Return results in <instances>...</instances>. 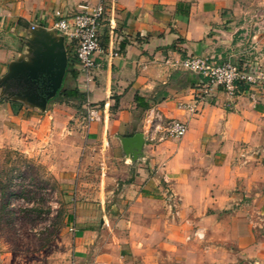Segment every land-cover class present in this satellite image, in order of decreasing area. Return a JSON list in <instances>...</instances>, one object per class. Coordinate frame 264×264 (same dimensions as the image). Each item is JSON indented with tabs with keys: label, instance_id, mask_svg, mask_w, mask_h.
Instances as JSON below:
<instances>
[{
	"label": "crops",
	"instance_id": "crops-1",
	"mask_svg": "<svg viewBox=\"0 0 264 264\" xmlns=\"http://www.w3.org/2000/svg\"><path fill=\"white\" fill-rule=\"evenodd\" d=\"M84 3L94 1L0 0V83L30 60L36 26L63 37L60 91L84 95L42 111L0 88V150L45 149L72 207L74 250L94 247L97 264H264V87L254 99L221 88L200 98L199 78L180 68L251 51L264 69V0H110L88 91L75 43L52 28L57 12ZM151 109L186 134L159 141ZM136 134L142 144L126 150L122 140ZM195 229L204 239L186 241ZM107 231L114 244L102 254Z\"/></svg>",
	"mask_w": 264,
	"mask_h": 264
},
{
	"label": "rangeland",
	"instance_id": "rangeland-1",
	"mask_svg": "<svg viewBox=\"0 0 264 264\" xmlns=\"http://www.w3.org/2000/svg\"><path fill=\"white\" fill-rule=\"evenodd\" d=\"M44 150H0V264H97L94 247L83 255L74 250L72 207ZM106 233L99 246L102 254L114 244L110 231ZM98 262L124 264L109 258Z\"/></svg>",
	"mask_w": 264,
	"mask_h": 264
},
{
	"label": "built area",
	"instance_id": "built-area-1",
	"mask_svg": "<svg viewBox=\"0 0 264 264\" xmlns=\"http://www.w3.org/2000/svg\"><path fill=\"white\" fill-rule=\"evenodd\" d=\"M93 1V5L84 3L73 13L57 12L52 27L58 34L75 43V58L81 74L82 91H88L94 83L98 68L95 55L101 52L100 30L110 11V0ZM35 29L36 26H31V31ZM252 44H248L249 49H252ZM248 56H252L251 51L242 54L240 58L231 54L221 62L209 57H189L181 62L180 68L199 78L200 98H208L221 88L229 97L245 94L254 99L256 91L264 87V69L256 57L249 59ZM149 117L150 129L160 134L159 141L181 139L186 134L187 126L184 122L175 119L164 121L153 109L149 111ZM86 118L88 121L93 120L94 112L89 111ZM173 200V196H170V206L176 207ZM203 239V233L197 229L186 237V241Z\"/></svg>",
	"mask_w": 264,
	"mask_h": 264
},
{
	"label": "water",
	"instance_id": "water-1",
	"mask_svg": "<svg viewBox=\"0 0 264 264\" xmlns=\"http://www.w3.org/2000/svg\"><path fill=\"white\" fill-rule=\"evenodd\" d=\"M32 33L34 39L30 41V60L15 63L1 81L0 88H5L3 92L7 97L24 100L44 111L48 101L61 89L67 56L63 37H55L38 29ZM142 142L140 134L122 140L126 150L138 149Z\"/></svg>",
	"mask_w": 264,
	"mask_h": 264
},
{
	"label": "trees",
	"instance_id": "trees-1",
	"mask_svg": "<svg viewBox=\"0 0 264 264\" xmlns=\"http://www.w3.org/2000/svg\"><path fill=\"white\" fill-rule=\"evenodd\" d=\"M55 100H60L61 102H67L70 100H78L79 102H83L84 95L80 94L75 89L58 91L54 98L50 99L48 103L53 102Z\"/></svg>",
	"mask_w": 264,
	"mask_h": 264
}]
</instances>
